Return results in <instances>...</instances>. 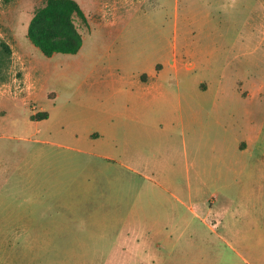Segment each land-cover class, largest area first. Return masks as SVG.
I'll use <instances>...</instances> for the list:
<instances>
[{
    "label": "rangeland",
    "instance_id": "rangeland-1",
    "mask_svg": "<svg viewBox=\"0 0 264 264\" xmlns=\"http://www.w3.org/2000/svg\"><path fill=\"white\" fill-rule=\"evenodd\" d=\"M44 1L0 0V264H137L149 256L155 264H244L235 249L251 263L252 249L264 256V0H75L87 21L75 22L81 48L50 58L27 38ZM155 72L165 103L183 95L194 121H203L189 155L210 172L200 177L255 184L220 191L226 197L215 209L240 201L244 215L226 217L214 233L186 211L185 221H163L187 232L177 250L160 253L151 251L159 216H131V189L108 216L103 199L84 185L97 163L89 131L103 117L99 105L119 104L130 76ZM43 112L46 119H31ZM46 167L54 172L31 170ZM166 177L186 186L184 175ZM32 181L77 184L60 196L79 200L76 221L60 217L69 209L59 213V201L16 190ZM132 183L143 186L137 192L145 213L160 207L158 194L144 191L148 184ZM93 210L108 222H96ZM127 238L149 256L125 253Z\"/></svg>",
    "mask_w": 264,
    "mask_h": 264
},
{
    "label": "crops",
    "instance_id": "crops-1",
    "mask_svg": "<svg viewBox=\"0 0 264 264\" xmlns=\"http://www.w3.org/2000/svg\"><path fill=\"white\" fill-rule=\"evenodd\" d=\"M178 72H174L177 74ZM146 75V73H143ZM158 74L152 73L142 76L134 74L130 76L132 86L125 88L121 93L119 104H101L98 109L102 110L103 117L89 131V137L93 141V156L97 159L96 165L89 169V182L87 184L91 196L98 195L103 200V205L108 208L107 215L111 216L114 207L117 210L118 204L125 202V192L131 189L130 198L133 199L131 216L138 221L141 215L157 217L158 223V243L154 245L153 253H160L163 248L177 250V240L183 238L187 232L182 228L179 232L173 229V225L164 224L166 222H176L177 219L185 221L188 212L195 217L211 232L218 231L225 226V219L235 218L244 215L240 209L242 202L235 203L232 207L220 205L215 209L217 201H222L226 196H222L220 191L223 189H248L255 184L239 181L213 183L208 178H201V175L209 174L206 168H196L189 160L190 150L194 141V128L203 129V121H194L193 108L186 101L185 96L178 95L174 102L165 103L169 100L165 94L162 95L159 88L154 85V80ZM197 127V128H196ZM200 137H205L203 133ZM198 137L199 140H202ZM95 147V148H94ZM95 149V150H94ZM247 149L239 150V153H246ZM250 152V151H249ZM250 154V153H249ZM166 157H169L167 160ZM60 168L65 171L67 168ZM55 167L31 169L37 174L54 172ZM56 169V170H57ZM168 173L173 176L184 175L186 186L182 187L175 181L166 180ZM192 175H196L199 181H195ZM142 181L144 191L158 194V204L154 206L152 212L141 209V193L138 194V187L132 182ZM219 183V185L217 184ZM77 184L65 182L32 181L30 183H20L16 187L17 191H24L26 194L31 191L32 199H40L48 202L54 199L60 202L59 213L66 208L69 213L62 214L60 217L72 216V221H76L79 200L75 198L74 192L71 194L72 200L68 202L61 199V191L67 188H75ZM136 189V192L135 190ZM2 188H0V195ZM218 192V194H217ZM247 195L246 192L243 196ZM128 194L126 193V198ZM122 200V202H121ZM116 201V204L113 202ZM126 201V204H129ZM55 207V206H54ZM53 207V208H54ZM157 207V208H156ZM127 209V208H126ZM128 210V209H127ZM129 211V210H128ZM96 213V214H95ZM124 214L121 211V216ZM96 215V216H95ZM107 215L103 210L94 212L92 216L97 217L96 222L106 223ZM255 216L252 215V220ZM70 222V218L67 220ZM183 222V221H182ZM163 223V224H162ZM63 224V220H62ZM105 226V225H104ZM253 231V230H252ZM221 239L224 238L219 235ZM172 243V244H171ZM234 249V247H232ZM127 254H148L151 251L143 250L138 241L127 238L125 248ZM186 251V249H184ZM234 253L244 264H264V256H255L252 249V263L247 260L239 251ZM151 261V262H150ZM157 259L149 256L147 259L137 261V264H155Z\"/></svg>",
    "mask_w": 264,
    "mask_h": 264
},
{
    "label": "trees",
    "instance_id": "trees-1",
    "mask_svg": "<svg viewBox=\"0 0 264 264\" xmlns=\"http://www.w3.org/2000/svg\"><path fill=\"white\" fill-rule=\"evenodd\" d=\"M76 21L87 25L86 17L75 0H45L33 12L27 38L45 58L54 54L75 55L82 45ZM47 117L43 112L31 119Z\"/></svg>",
    "mask_w": 264,
    "mask_h": 264
}]
</instances>
